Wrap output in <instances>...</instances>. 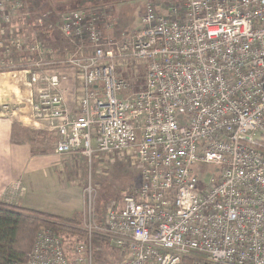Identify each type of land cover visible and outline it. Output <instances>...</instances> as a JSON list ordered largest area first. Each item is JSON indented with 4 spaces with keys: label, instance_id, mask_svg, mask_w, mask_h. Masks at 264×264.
Here are the masks:
<instances>
[{
    "label": "built area",
    "instance_id": "built-area-1",
    "mask_svg": "<svg viewBox=\"0 0 264 264\" xmlns=\"http://www.w3.org/2000/svg\"><path fill=\"white\" fill-rule=\"evenodd\" d=\"M23 8L0 0L1 36ZM166 11L148 3L140 30L120 41L100 30L101 7L34 19L70 43L60 62L78 73L74 112L62 76L47 71L53 48L0 39L6 64L39 87L31 111L56 123L55 153L132 154L140 175L102 216L89 203L73 226L81 233L39 229L25 264H95L98 244L113 264H264V0H181ZM139 64L144 85L132 91L124 74Z\"/></svg>",
    "mask_w": 264,
    "mask_h": 264
},
{
    "label": "crops",
    "instance_id": "crops-1",
    "mask_svg": "<svg viewBox=\"0 0 264 264\" xmlns=\"http://www.w3.org/2000/svg\"><path fill=\"white\" fill-rule=\"evenodd\" d=\"M93 6L90 5L87 8ZM23 9H27L26 3ZM116 12L115 17L117 15L119 17V9ZM16 17L5 28V35H0V39L8 38V32H13L15 36L25 40V37L18 32L23 29V21L17 19L19 16ZM24 20L26 21L25 18ZM48 28L50 27L46 26L43 29L46 30V34L49 31H47ZM99 28L103 34L110 32L102 21L99 23ZM0 33L2 34L1 30ZM51 37L50 35L46 38V41L54 44ZM65 42L70 48V43ZM87 46L88 44L84 46L85 49ZM10 58L17 63L23 60V54H11ZM2 59L0 63V106L7 105L10 111L0 114V201L61 218L79 215L85 207V196L76 176L68 177L70 169H68L64 155L55 153L54 144L47 148L35 142L13 140V131L17 127L30 129L36 133H50L54 142L58 137L54 121L38 120L31 111V104L39 92V87L30 86L26 75L21 70L6 64L7 60L3 58V51L0 49V60ZM24 65L21 64L25 67ZM47 71L62 76L59 87L61 96L67 111L74 112L78 99L76 69L64 64L47 69ZM71 166V171H74L75 168ZM16 183H19V189H15Z\"/></svg>",
    "mask_w": 264,
    "mask_h": 264
},
{
    "label": "rangeland",
    "instance_id": "rangeland-1",
    "mask_svg": "<svg viewBox=\"0 0 264 264\" xmlns=\"http://www.w3.org/2000/svg\"><path fill=\"white\" fill-rule=\"evenodd\" d=\"M23 4H27V9H22V12L16 17L23 21V29L19 31V34L25 37L27 43L33 44L40 42L43 46L53 47L54 51L60 55L47 67L52 69L57 65H64L63 52L65 49L70 50L66 39L55 28L50 27L43 30L44 27H40L35 24V20L39 17L40 13L45 11L66 12L75 9H89L90 5H94L90 8H96L95 5L106 8V17H102L101 21L110 23V27H107L110 31L106 33V36L120 41L125 37H130L134 33L138 32L141 28V18L144 15L145 7L148 3H151L156 7L157 12L160 14H166V10L171 5H178L181 0H22ZM26 8V7H25ZM108 8V9H107ZM119 9V17H115ZM58 11V12H57ZM115 14V15H114ZM14 17V18H15ZM13 18V19H14ZM26 19V21L24 20ZM35 19V20H34ZM54 20V18H50ZM100 21V22H101ZM26 22L28 24H26ZM53 21H51L52 23ZM21 24V26H22ZM20 26V27H21ZM17 29L18 26L16 25ZM101 30V29H100ZM52 36L50 39L54 42L48 43L46 38ZM54 35V37H53ZM92 47L87 46L84 53L88 55L91 53ZM128 70L127 77L131 84V90L137 91L144 85V75L146 70L145 64H139L136 67H131ZM126 71V70H125ZM124 71V72H125ZM136 75L133 76V75ZM123 75V74H122ZM123 75V76H124ZM125 77V76H124ZM13 140L35 142L39 146L50 148L52 144L55 146L54 140L51 138L50 133L42 132L36 133L30 129L23 127H17L13 131ZM94 145V140H92ZM51 145V146H50ZM65 162L68 165L69 173L68 177L76 176L77 181L80 183L85 196V207L90 203L97 214V217L102 216L110 207L117 205L120 206L124 196L132 193V191L139 184V170L138 163L132 154H115V153H100L93 152L90 159L82 155H64ZM75 168L71 171L72 167ZM203 172H214L216 167L204 166L200 168ZM207 180V179H206ZM76 221L72 224V230L75 232L73 226L80 224L83 219L82 213L76 215ZM73 231H63L61 233H73ZM81 233V231H78ZM114 253L108 245L98 244L94 253L95 264H113Z\"/></svg>",
    "mask_w": 264,
    "mask_h": 264
},
{
    "label": "trees",
    "instance_id": "trees-1",
    "mask_svg": "<svg viewBox=\"0 0 264 264\" xmlns=\"http://www.w3.org/2000/svg\"><path fill=\"white\" fill-rule=\"evenodd\" d=\"M76 215L61 218L0 201V264H25L39 229L73 231Z\"/></svg>",
    "mask_w": 264,
    "mask_h": 264
}]
</instances>
